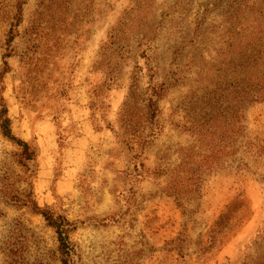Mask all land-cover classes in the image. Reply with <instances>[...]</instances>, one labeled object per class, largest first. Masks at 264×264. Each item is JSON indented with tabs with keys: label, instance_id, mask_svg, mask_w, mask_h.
I'll list each match as a JSON object with an SVG mask.
<instances>
[{
	"label": "rangeland",
	"instance_id": "374dc122",
	"mask_svg": "<svg viewBox=\"0 0 264 264\" xmlns=\"http://www.w3.org/2000/svg\"><path fill=\"white\" fill-rule=\"evenodd\" d=\"M234 1L264 7L0 0V112L31 156L0 119V264H62L58 236L33 204L69 222L67 264H264V100L244 104L234 155L203 174L186 210L167 193L168 174L155 173L193 143L181 128L192 113L191 61ZM136 72L142 89L150 76L164 86L159 132L141 152L120 120Z\"/></svg>",
	"mask_w": 264,
	"mask_h": 264
},
{
	"label": "trees",
	"instance_id": "16d2710c",
	"mask_svg": "<svg viewBox=\"0 0 264 264\" xmlns=\"http://www.w3.org/2000/svg\"><path fill=\"white\" fill-rule=\"evenodd\" d=\"M217 15L220 19L213 20L201 36L206 54L200 52L199 59L191 61V67L196 69L192 113L181 128L190 134L193 143L181 148L184 151L175 168L155 172L168 174L166 191L175 196L183 210L192 199L199 198L203 174L225 168L234 155L233 141L237 135L244 134V104L264 100V7H248L234 1ZM12 38L13 35L8 41ZM138 69L141 70L139 66ZM141 78L139 72L131 75L128 96L120 113L125 142L135 152L144 150L159 132L158 102L164 91V86L155 83L153 76L142 89ZM138 103L141 107L136 112ZM3 112H0L3 134L22 147L21 156L30 159L29 145L11 134ZM33 211L40 213L55 230L62 264H67L74 253V245L68 239L69 222L35 204Z\"/></svg>",
	"mask_w": 264,
	"mask_h": 264
}]
</instances>
